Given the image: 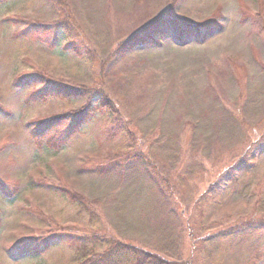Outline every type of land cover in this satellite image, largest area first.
Segmentation results:
<instances>
[{"label": "rangeland", "instance_id": "1", "mask_svg": "<svg viewBox=\"0 0 264 264\" xmlns=\"http://www.w3.org/2000/svg\"><path fill=\"white\" fill-rule=\"evenodd\" d=\"M167 10L186 23L117 53ZM51 83L87 94L34 95ZM90 96L116 119L38 142ZM0 211V264H84L95 237L264 264V0H0Z\"/></svg>", "mask_w": 264, "mask_h": 264}, {"label": "trees", "instance_id": "2", "mask_svg": "<svg viewBox=\"0 0 264 264\" xmlns=\"http://www.w3.org/2000/svg\"><path fill=\"white\" fill-rule=\"evenodd\" d=\"M155 27V26H154ZM153 25L149 27L142 34L132 37L120 43L116 47V51L120 55H127V53L140 45L147 44V39H153L154 34L157 33L158 29L153 30ZM153 31V34H152ZM63 37L69 39L67 34L61 30ZM146 39V40H145ZM91 56H83V59L86 61H92ZM35 96H41L44 98L49 97H58L61 99H66L72 101L79 96H86L87 88L83 87H69L63 84H54L35 90ZM89 92V90H88ZM104 97V96H103ZM100 99H91V96L88 98L86 103L76 109H72L67 113L57 115L52 119L45 120L40 122L35 129L32 130L34 136L39 139L38 142H41L44 138H47V135H51L47 140L51 147L59 148L63 145L68 144L75 135H77L82 127L92 119L98 112H102L106 117L111 120H115L117 117V108L113 101L108 98ZM52 133V134H50ZM1 211H0V227L2 224L1 220ZM261 229H264V226H259ZM259 228V229H260ZM95 237L93 239V249L91 252H83L87 249V246H84V250H80L81 258H87L90 255H94L96 246L99 244L106 245V250L97 255L94 258L89 259L84 262V264H176L170 261L164 260L160 256L155 255L151 251L139 248L138 246L122 242L118 239H108L100 240ZM94 253V254H93ZM91 257V256H90Z\"/></svg>", "mask_w": 264, "mask_h": 264}, {"label": "snow or ice", "instance_id": "3", "mask_svg": "<svg viewBox=\"0 0 264 264\" xmlns=\"http://www.w3.org/2000/svg\"><path fill=\"white\" fill-rule=\"evenodd\" d=\"M186 22L183 21L179 17H172L168 10L161 13L159 17H157L152 24L155 26L156 29L160 31H168L178 28L184 25ZM8 113H5L7 115ZM103 264V262H101Z\"/></svg>", "mask_w": 264, "mask_h": 264}]
</instances>
